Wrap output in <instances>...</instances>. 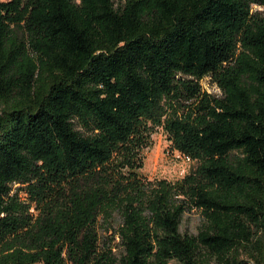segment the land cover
<instances>
[{"label":"trees","instance_id":"obj_1","mask_svg":"<svg viewBox=\"0 0 264 264\" xmlns=\"http://www.w3.org/2000/svg\"><path fill=\"white\" fill-rule=\"evenodd\" d=\"M254 5L0 0V264H264ZM157 127L196 161L174 181L140 173Z\"/></svg>","mask_w":264,"mask_h":264},{"label":"rangeland","instance_id":"obj_2","mask_svg":"<svg viewBox=\"0 0 264 264\" xmlns=\"http://www.w3.org/2000/svg\"><path fill=\"white\" fill-rule=\"evenodd\" d=\"M253 9L260 11L261 16H264V6L254 5ZM200 84L202 88L212 94L220 95L221 92L217 85L211 80L209 76H205L201 79ZM176 149H172L167 134L161 127L155 128L151 133V144L143 152V166L140 169V173L148 179H160L164 178L169 181H174L181 178L189 169L196 165V161L190 159V161L182 160L175 157ZM16 187V185H15ZM19 194L24 197V194L20 191ZM204 223L203 215L195 209H192L184 213L180 225L182 232L195 234ZM118 220H112V222L105 223L102 220L98 222L99 232V247L100 250H105L107 244L114 243L117 238L112 240L113 229L116 228ZM109 242V243H108ZM115 248H112L114 251ZM245 257V255H242Z\"/></svg>","mask_w":264,"mask_h":264},{"label":"built area","instance_id":"obj_3","mask_svg":"<svg viewBox=\"0 0 264 264\" xmlns=\"http://www.w3.org/2000/svg\"><path fill=\"white\" fill-rule=\"evenodd\" d=\"M175 157L177 158H181L182 160H185V161H190V157L185 155V154H182L180 153L179 151L176 150L175 152Z\"/></svg>","mask_w":264,"mask_h":264}]
</instances>
